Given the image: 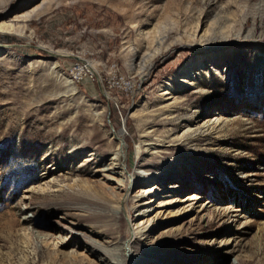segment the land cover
Wrapping results in <instances>:
<instances>
[{
    "label": "rangeland",
    "instance_id": "rangeland-1",
    "mask_svg": "<svg viewBox=\"0 0 264 264\" xmlns=\"http://www.w3.org/2000/svg\"><path fill=\"white\" fill-rule=\"evenodd\" d=\"M3 24L0 264H264V0H0Z\"/></svg>",
    "mask_w": 264,
    "mask_h": 264
},
{
    "label": "bare ground",
    "instance_id": "bare-ground-1",
    "mask_svg": "<svg viewBox=\"0 0 264 264\" xmlns=\"http://www.w3.org/2000/svg\"><path fill=\"white\" fill-rule=\"evenodd\" d=\"M0 30H2V32H9V33H16V34H21V36H23L24 34H25V30H23V29H20V27H19V25H16V24H3L1 27H0ZM193 42H194V39H193ZM195 43H199L198 41L197 42H195ZM192 45L194 44V43H191ZM170 47L171 46H168L166 49H165V51L166 50H169L170 49ZM48 52H50L52 55H54V56H62L63 54H66V53H64L63 51H61V52H53V51H50V50H48ZM169 52V51H168ZM135 54H137V53H135ZM164 54V53H163ZM166 56V55H165ZM144 57V56H143ZM142 57V60H143V62L145 61V62H147V60H145L144 58ZM165 58V57H164ZM145 65H142L141 67L142 68H145L144 67ZM91 67V66H90ZM140 67V68H141ZM148 77V73H146V74H143L142 75V81H145L146 79H148L147 78ZM69 83H71L70 81H68ZM75 90V89H74ZM172 92V91H171ZM171 92H170V89H169V91H164L163 93H162V98L165 96V95H168V96H171ZM76 93V92H75ZM163 108L164 109H166V108H168V105H164L163 106ZM159 110H161V109H159ZM147 129H149L148 127L146 128V130ZM147 136H149V134L148 133H146V135L144 136V137H147ZM149 137H147V139H143L142 140V143H144V142H147V141H149V140H152V139H148ZM149 147V146H148ZM127 169V166L125 165V163H123L122 162V160H121V157H120V155H119V153H116V154H114L113 155V160H112V163L110 164V166H108L106 169L107 170H114V172L116 171V173H119V172H117V169H119V170H121V171H123L124 169ZM121 174V173H120ZM133 176L131 175L130 177H126V178H128V183L130 182V179L129 178H132ZM127 180V179H126ZM132 180V179H131ZM132 208L133 207H135L134 205H132L131 206ZM151 208H153V205H148L147 206V210L146 211H144L143 213H142V219H145L146 218V216L148 215L147 213H148V211H149V209H151ZM155 217H149L148 218V220H147V224L143 227V226H141V222H138V223H135V224H130V226H129V229H130V232L132 233V236L130 237V239H128L127 240V243H126V249L128 250V251H131L132 250V248L134 247V245H135V243H137L138 242V238H139V236H141L142 234H143V232H144V230L145 229H147V228H149V225L151 224V222L153 221V219H154ZM144 229V230H143ZM122 263V262H121ZM118 264V263H117Z\"/></svg>",
    "mask_w": 264,
    "mask_h": 264
},
{
    "label": "built area",
    "instance_id": "built-area-1",
    "mask_svg": "<svg viewBox=\"0 0 264 264\" xmlns=\"http://www.w3.org/2000/svg\"><path fill=\"white\" fill-rule=\"evenodd\" d=\"M76 69H78V67H76ZM80 69V68H79Z\"/></svg>",
    "mask_w": 264,
    "mask_h": 264
}]
</instances>
